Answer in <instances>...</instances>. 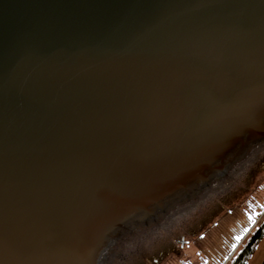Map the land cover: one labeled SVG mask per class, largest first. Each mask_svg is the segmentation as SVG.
Masks as SVG:
<instances>
[{
	"label": "water",
	"instance_id": "1",
	"mask_svg": "<svg viewBox=\"0 0 264 264\" xmlns=\"http://www.w3.org/2000/svg\"><path fill=\"white\" fill-rule=\"evenodd\" d=\"M261 172L264 0H0V264L178 258Z\"/></svg>",
	"mask_w": 264,
	"mask_h": 264
},
{
	"label": "rangeland",
	"instance_id": "2",
	"mask_svg": "<svg viewBox=\"0 0 264 264\" xmlns=\"http://www.w3.org/2000/svg\"><path fill=\"white\" fill-rule=\"evenodd\" d=\"M249 193L242 195L240 204L233 207L220 204L224 213L217 215L211 224L206 225L194 238L188 236L187 242L176 244L180 256L169 254L160 264H225L239 250L240 243L254 229L264 223V172L257 175ZM252 217L256 221L252 225ZM258 217V218H256ZM249 229L245 232V229ZM243 239L237 243L235 237ZM233 245H236L235 249ZM264 259V240H262L247 264H261Z\"/></svg>",
	"mask_w": 264,
	"mask_h": 264
},
{
	"label": "flooded vegetation",
	"instance_id": "3",
	"mask_svg": "<svg viewBox=\"0 0 264 264\" xmlns=\"http://www.w3.org/2000/svg\"><path fill=\"white\" fill-rule=\"evenodd\" d=\"M165 198H156V201L158 200V202L164 201ZM141 204L137 207L136 210L139 211H133V210H129V212H127L123 217L121 218H116L114 221H110L108 223H105L103 226H101V228L89 233L87 236L92 237L91 240H93V238H96V242H98L99 244L96 245L98 250L104 249L106 247L107 242H103L104 239H106L107 236L111 235L112 230L117 229L118 227L120 228L123 224L130 222L132 219H134L135 216H137L138 214H142L143 213V209L149 207L148 203L149 202H145L142 200L140 201ZM151 208V207H149ZM97 235V236H96ZM102 240V241H100ZM103 242V243H102ZM97 250V251H98ZM96 258L94 259L95 262Z\"/></svg>",
	"mask_w": 264,
	"mask_h": 264
},
{
	"label": "trees",
	"instance_id": "4",
	"mask_svg": "<svg viewBox=\"0 0 264 264\" xmlns=\"http://www.w3.org/2000/svg\"><path fill=\"white\" fill-rule=\"evenodd\" d=\"M258 218V217H256ZM256 220V219H255ZM253 226V223L251 227ZM264 239V223L254 228L240 243L239 250L225 264H247L258 244ZM261 264H264V259Z\"/></svg>",
	"mask_w": 264,
	"mask_h": 264
},
{
	"label": "snow or ice",
	"instance_id": "5",
	"mask_svg": "<svg viewBox=\"0 0 264 264\" xmlns=\"http://www.w3.org/2000/svg\"><path fill=\"white\" fill-rule=\"evenodd\" d=\"M249 219L252 220V223L255 225L256 221L253 220L252 217H249ZM244 231H245V232H248L249 229L246 228ZM242 239H243V237H242V236H239V235H237V236L235 237V240L237 241V243H239ZM235 247H236V245H233V248H234V249H235Z\"/></svg>",
	"mask_w": 264,
	"mask_h": 264
},
{
	"label": "crops",
	"instance_id": "6",
	"mask_svg": "<svg viewBox=\"0 0 264 264\" xmlns=\"http://www.w3.org/2000/svg\"><path fill=\"white\" fill-rule=\"evenodd\" d=\"M264 240V239H263Z\"/></svg>",
	"mask_w": 264,
	"mask_h": 264
}]
</instances>
